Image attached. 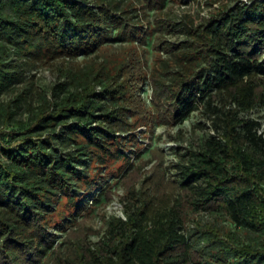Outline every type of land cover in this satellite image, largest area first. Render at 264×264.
<instances>
[{
  "label": "trees",
  "instance_id": "1",
  "mask_svg": "<svg viewBox=\"0 0 264 264\" xmlns=\"http://www.w3.org/2000/svg\"><path fill=\"white\" fill-rule=\"evenodd\" d=\"M250 1L189 28L168 61L178 67L170 81L154 73L173 122L203 105L215 132L181 164L182 193L154 204L131 192L126 217L108 218L99 241L55 248L53 229L75 230L71 219L92 209L89 198L115 173L107 169L127 161L142 122L131 114L144 73L111 53L142 39L137 8L134 0H0V98L28 72L64 63L49 91L25 87L0 102V264H264L263 124L244 114L264 105V0ZM139 2L163 11L169 0Z\"/></svg>",
  "mask_w": 264,
  "mask_h": 264
},
{
  "label": "rangeland",
  "instance_id": "2",
  "mask_svg": "<svg viewBox=\"0 0 264 264\" xmlns=\"http://www.w3.org/2000/svg\"><path fill=\"white\" fill-rule=\"evenodd\" d=\"M243 2L251 3L250 0H241V2L239 0H169L163 11H150L143 7L139 0H134L137 9L133 10V15L137 16L135 24L142 39L136 40L133 44L119 43L113 47L111 53L118 51L113 55V57L117 55L118 60L125 59L128 55L131 60L138 62L136 67H141L144 73V78L136 85L139 87L137 95L140 100L136 103L134 109L136 112L131 114L139 115L142 122L137 125L135 131L131 132L134 137H130L131 133L125 134L130 137L129 146L127 145L124 151L127 161H119L116 166L107 169V173H115L113 176H106V181L101 182V188L89 198L92 209L85 211L82 216L77 215L76 219H71L77 222L75 230L67 229L59 232L53 229L52 232L57 234L55 248L61 247V243L67 239L77 241L90 238L93 242L99 241L107 229L108 218L114 215L126 217V196L131 192H146L152 197L154 204H158L160 200L166 202L167 198L171 196L175 198L182 193L179 184L175 182L179 178L181 164L187 162V154L190 150L198 148L201 140L215 135V132L203 105H199L198 109L182 122H173L171 115L169 117V112L172 113L174 110L173 106L165 104L156 96L155 85L158 81L156 82L154 73L161 74L162 79L170 81L173 74L178 72V67L170 66L168 61L173 58L176 48L188 39V29L205 24L218 15L224 7H235ZM126 48L127 51L132 48L135 53L127 54L126 51L119 54ZM81 60L80 58L79 61ZM63 65L62 61H58L52 66H41L28 72V80L17 85L16 92L3 95L0 102L10 103L25 87L34 88L38 90L37 92L49 91V88L60 79L59 68ZM258 83H261L258 88L259 93L264 92V79H259ZM49 97L51 98L50 93ZM229 108L236 106L230 105ZM244 114L260 120L264 132V105H258L250 113ZM27 117L28 113L24 110L18 115V118ZM0 130H3V126ZM119 166L121 168L118 171ZM115 178L117 181L113 183ZM200 218L212 224L217 222L207 214H201L198 219ZM190 228L193 230L195 224H191ZM196 239L197 237L193 236L192 240ZM54 256L48 260H53Z\"/></svg>",
  "mask_w": 264,
  "mask_h": 264
}]
</instances>
